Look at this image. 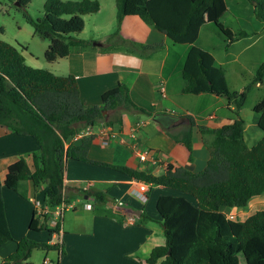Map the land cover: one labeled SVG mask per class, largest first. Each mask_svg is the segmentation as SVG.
Returning <instances> with one entry per match:
<instances>
[{
	"label": "trees",
	"instance_id": "obj_1",
	"mask_svg": "<svg viewBox=\"0 0 264 264\" xmlns=\"http://www.w3.org/2000/svg\"><path fill=\"white\" fill-rule=\"evenodd\" d=\"M17 1L24 5L30 0ZM134 1L116 0L117 26L112 37L120 34L128 5L133 12L140 10L133 5ZM214 2L144 0V10L140 13L143 20L164 32L172 42L190 44L182 67L187 83L185 91L224 96L234 113L232 122L215 128L202 127L204 133L216 134L213 150L203 168L194 170L175 165L164 173L155 174L90 158L94 135L77 143L73 141L77 133L99 121L109 125L122 123L118 116L121 110L146 112L133 101L128 85L120 81L103 93L101 104H89L81 96L74 74L60 75L48 68L32 66L17 46L0 40V125L9 131L30 135L39 144V151L34 153L35 169L24 157L19 158L9 165L5 186L18 190L22 180H31L36 187L45 185V202L54 209L67 200L64 184L67 159L111 166L137 180L182 192L162 194L158 198L157 210L166 242L151 250L147 258L149 263L240 264L239 253L243 252L247 264H264V208L253 210L242 219L234 218L228 211L244 207L254 196L264 194V135L256 144H248L245 119L239 111L246 102L247 91L232 90L215 56L196 43L201 26L206 24L205 12ZM251 2L256 14L264 20V0ZM100 8L99 0H46L41 18L35 19L29 13L26 18L34 26L36 35L49 40L45 58L54 61L69 55L74 46L90 44L76 34L85 27V15L98 12ZM211 27L226 40V47L249 35L247 30L235 29L219 18L213 20ZM124 41L133 51L145 55L163 46V43ZM254 82L264 84V62L257 67ZM255 111L259 114L258 125L264 130V98L256 104ZM188 117L190 124L187 128L174 133L169 131V134L188 148L189 159L193 160L196 123L191 116ZM2 188L0 180V247L9 240H15L17 246L1 259L0 264H40L30 260L37 248L57 250L59 257L53 262L59 264L60 257L65 254L62 240L50 243L26 235L13 238ZM88 194L97 203L107 200L104 191ZM29 227L32 231L59 232L61 222L49 227L35 210Z\"/></svg>",
	"mask_w": 264,
	"mask_h": 264
},
{
	"label": "crops",
	"instance_id": "obj_2",
	"mask_svg": "<svg viewBox=\"0 0 264 264\" xmlns=\"http://www.w3.org/2000/svg\"><path fill=\"white\" fill-rule=\"evenodd\" d=\"M143 1H134L135 8L140 9L135 12L128 5L120 29L121 38L136 43H163L160 49L145 55L128 46L114 44L109 37L107 40L101 38L96 41L101 44L74 46L69 55L49 61L50 67L47 68L60 75L74 74L81 96L89 104H101L103 93L121 81L128 85L133 101L146 109V112L121 110L118 116L122 118V123L109 125L99 121L87 127L90 134L103 127H111L118 132V136L107 147H101L93 141L89 150L90 158L145 169L155 174L164 173L175 165L201 169L213 150L216 137L213 132L204 133L202 127L215 128L232 122L234 113L224 96L213 92L185 91L187 83L182 67L190 44L172 42L164 32L143 20L140 16L144 10ZM225 2L224 12L230 10L227 0ZM211 7L205 12L206 24L201 26L198 39L204 28L215 32L211 27L214 18L208 16ZM95 27L100 29V24L96 23ZM249 36L250 33L242 38ZM219 37L222 40L216 47L226 51H230L241 40L237 39L226 47V40ZM248 47L250 45L244 46L241 53ZM204 49L210 51L218 63L216 54L206 47ZM23 54L28 62L26 52ZM31 57V65H44L38 55L31 54ZM237 58L238 55H235L232 60ZM188 116L196 123L193 160L189 159L188 148L169 134V131L174 133L187 128L190 124ZM132 130L137 134L135 139L129 135ZM196 138L199 140L198 145H195ZM144 149H150L151 154L161 158V163L140 160L138 151ZM38 151L39 144L34 137L9 131L0 125V180L6 218L14 239L26 235L53 243L60 238L65 254L60 257L59 264H160V261H147L151 250L166 242L157 201L162 194L182 192L149 183L148 189L142 190L143 181L121 170L69 158L64 178L68 207L59 219L54 215L55 208L51 209L45 202V185L36 187L33 181L22 180L19 189L13 190L4 184L9 165L21 157L35 169L34 153ZM95 191L107 193L106 202L95 204L94 197L88 194ZM81 196L86 199L85 203L80 199ZM37 200L46 213L38 209ZM88 204H91L90 208ZM35 210L41 221L49 227H55L60 220L62 233L32 231L29 226ZM50 238L54 239L47 240ZM16 246L15 240L3 244L0 247V261L11 254ZM44 251L43 262L48 259L49 264H55L53 260L59 257V252L53 250L55 257H49L51 251Z\"/></svg>",
	"mask_w": 264,
	"mask_h": 264
},
{
	"label": "rangeland",
	"instance_id": "obj_3",
	"mask_svg": "<svg viewBox=\"0 0 264 264\" xmlns=\"http://www.w3.org/2000/svg\"><path fill=\"white\" fill-rule=\"evenodd\" d=\"M45 1L30 0L23 5L17 0H0V40L7 41L17 46L21 51L26 52L27 63L30 65L33 63L31 54L38 55L40 61L44 64L42 68L50 67L49 61L45 58L49 40L34 33V26L27 20L26 13H29L35 19L41 18L44 14ZM101 3L102 10L86 15L84 17L85 27L76 35L84 38L90 44L97 41V39L104 38L107 40L109 37L114 44L130 47V44L121 38V33L114 39L111 36L117 26L116 0H101ZM225 3V0H215V5L210 8L208 13L209 18H219L226 25L235 29L243 28L250 33V36L241 38L230 51H226L216 47L222 40L218 34L209 28H204L197 44L216 54L218 63L225 71L227 84L232 90L247 91V99L241 107L240 113L245 119V138L249 145H254L264 135V130L257 123L258 113L255 111L256 104L264 98V84L254 82L256 69L259 64L264 62V20L256 14L251 0H227L230 10L226 12H224ZM223 12L224 14L221 16ZM96 23L100 24V29H96ZM247 45H250V47L244 49L245 51L241 53L243 47ZM235 55H238V58L232 60ZM139 114L144 118H148L143 113ZM198 142L199 140L196 138L195 145H198ZM80 199L85 203L84 196H81ZM95 204L98 203L95 202ZM262 208H264V194L254 196L248 205L244 207L228 211L234 218L242 219L251 211ZM68 213H72V211ZM45 235L48 237L47 234ZM44 255L45 251L42 248H37L30 260L43 264ZM48 256L55 257V252H49ZM239 258L240 264H247L243 252L239 253Z\"/></svg>",
	"mask_w": 264,
	"mask_h": 264
},
{
	"label": "built area",
	"instance_id": "obj_4",
	"mask_svg": "<svg viewBox=\"0 0 264 264\" xmlns=\"http://www.w3.org/2000/svg\"><path fill=\"white\" fill-rule=\"evenodd\" d=\"M88 135H94L93 141L95 143H97L101 147H107L118 136V132L116 130H114L113 128H111V127H103L99 131L90 134V129L87 128V129H84V130L80 131L79 133H77L73 137V141L82 140L84 137H86ZM129 135H130L131 138L135 139L137 134H136L135 130H132L129 133ZM138 157H139L140 160H142L144 162H147V161L151 162L152 161L153 163H161V161H162L161 158L157 157L156 155L151 154V150L150 149L139 150L138 151ZM141 188H142V190H147L148 189V183L143 182ZM36 206L42 212H45V213L47 212L45 209L42 208V205H41L39 200L36 201ZM87 206H88V208H90L91 204H88ZM67 207H68V203L66 201L61 203V204H59V205H57L56 208L54 209L55 217L61 219L63 217L64 211L66 210ZM58 233L59 234L62 233V229L61 228L59 229ZM44 261L46 263L49 262L48 259H45Z\"/></svg>",
	"mask_w": 264,
	"mask_h": 264
},
{
	"label": "water",
	"instance_id": "obj_5",
	"mask_svg": "<svg viewBox=\"0 0 264 264\" xmlns=\"http://www.w3.org/2000/svg\"><path fill=\"white\" fill-rule=\"evenodd\" d=\"M94 44H101V43H99V42H94ZM105 112V111H104ZM108 115H106V117H107ZM169 253L171 252V249H169V251H168ZM244 254V253H243ZM244 256H245V254H244ZM245 258H246V256H245ZM246 261H247V259H246Z\"/></svg>",
	"mask_w": 264,
	"mask_h": 264
}]
</instances>
